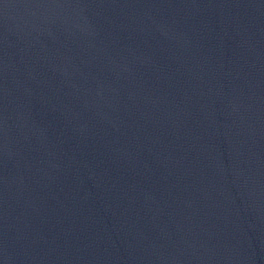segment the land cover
Returning a JSON list of instances; mask_svg holds the SVG:
<instances>
[{"label":"water","instance_id":"1","mask_svg":"<svg viewBox=\"0 0 264 264\" xmlns=\"http://www.w3.org/2000/svg\"><path fill=\"white\" fill-rule=\"evenodd\" d=\"M0 264H264V0H0Z\"/></svg>","mask_w":264,"mask_h":264}]
</instances>
